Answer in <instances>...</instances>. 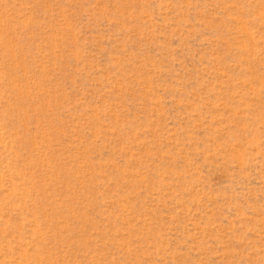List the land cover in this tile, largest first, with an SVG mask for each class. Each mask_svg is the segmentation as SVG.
<instances>
[{
	"label": "rangeland",
	"instance_id": "374dc122",
	"mask_svg": "<svg viewBox=\"0 0 264 264\" xmlns=\"http://www.w3.org/2000/svg\"><path fill=\"white\" fill-rule=\"evenodd\" d=\"M0 264H264V0H0Z\"/></svg>",
	"mask_w": 264,
	"mask_h": 264
}]
</instances>
